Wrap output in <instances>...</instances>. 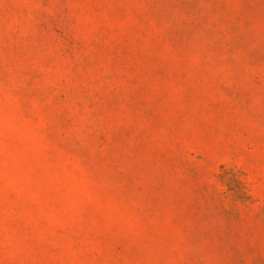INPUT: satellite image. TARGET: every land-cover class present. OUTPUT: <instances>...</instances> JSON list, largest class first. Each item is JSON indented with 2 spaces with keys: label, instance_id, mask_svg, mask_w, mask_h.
Here are the masks:
<instances>
[{
  "label": "rangeland",
  "instance_id": "rangeland-1",
  "mask_svg": "<svg viewBox=\"0 0 264 264\" xmlns=\"http://www.w3.org/2000/svg\"><path fill=\"white\" fill-rule=\"evenodd\" d=\"M0 264H264V0H0Z\"/></svg>",
  "mask_w": 264,
  "mask_h": 264
}]
</instances>
